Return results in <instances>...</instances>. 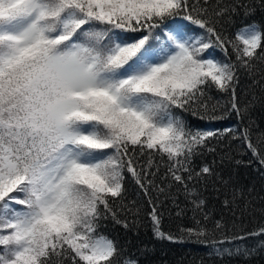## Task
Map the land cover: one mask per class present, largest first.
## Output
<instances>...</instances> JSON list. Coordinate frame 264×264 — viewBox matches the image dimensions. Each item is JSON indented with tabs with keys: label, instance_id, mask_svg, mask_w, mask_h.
Returning a JSON list of instances; mask_svg holds the SVG:
<instances>
[{
	"label": "snow or ice",
	"instance_id": "6c2138e0",
	"mask_svg": "<svg viewBox=\"0 0 264 264\" xmlns=\"http://www.w3.org/2000/svg\"><path fill=\"white\" fill-rule=\"evenodd\" d=\"M209 7L0 0V264H114V242L94 233L100 206L110 210L108 197L121 196L124 173L144 187L158 156L175 181L192 178L191 157L218 133L192 129L173 108L207 109L202 98L214 85L231 91V109L241 111L237 64L204 53L231 45L241 67L264 58V30L250 25L222 38ZM137 153L148 154L144 165ZM152 215L157 234L172 239L159 231L155 208ZM185 231L207 235L199 226ZM250 235L264 236V227Z\"/></svg>",
	"mask_w": 264,
	"mask_h": 264
},
{
	"label": "trees",
	"instance_id": "16d2710c",
	"mask_svg": "<svg viewBox=\"0 0 264 264\" xmlns=\"http://www.w3.org/2000/svg\"><path fill=\"white\" fill-rule=\"evenodd\" d=\"M209 5L222 38L234 39L239 29L250 25L264 30V0H209ZM184 23L215 43L204 30ZM226 49L215 47L204 55L211 52L220 61L237 64L232 87L240 113L231 109L232 92L214 85L202 98L207 109L173 108L187 126L218 135L197 147L188 164L192 178L182 173L184 184L172 178L166 157L163 162L154 157L153 168L141 181L144 187L131 173H124V190L120 197H108L110 210L100 206L102 215L94 233L114 242L118 250L114 264H264V236L250 235L264 227V164L241 135L247 131L248 139L264 154V58L241 67L232 46ZM147 159V153L135 156L138 166ZM205 166L208 174L202 173ZM154 208L159 231L172 239L157 234ZM198 226L206 236L185 231Z\"/></svg>",
	"mask_w": 264,
	"mask_h": 264
}]
</instances>
